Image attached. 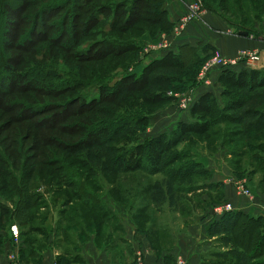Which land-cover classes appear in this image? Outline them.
<instances>
[{"label": "rangeland", "instance_id": "374dc122", "mask_svg": "<svg viewBox=\"0 0 264 264\" xmlns=\"http://www.w3.org/2000/svg\"><path fill=\"white\" fill-rule=\"evenodd\" d=\"M13 1L18 2L20 0ZM52 1L57 0H31V7L27 10V13L32 18L21 26V30L17 32V39H14L13 36L12 38L9 37L10 41H18L20 37L26 35V31H29L33 18L41 14L42 20L40 22L47 24V27L43 25V38H48V40H41L34 47H31L33 40H35L34 34H31L33 40L22 45L30 49L28 52L16 46L10 47L5 43L6 35L2 33H4L3 28L6 18L4 20L0 17V231L4 234L11 224L17 223L19 225L20 236L13 249L19 251L24 264L38 263L34 259H31L33 261L24 259L23 256L27 257L29 252L33 251L37 240L44 241V239H47V223L55 228L59 226V222L67 223L69 222L68 217L73 216L75 219L81 218L85 224L93 225L91 229L117 231L119 217L115 216V211L112 209L114 203L123 210L121 212H127L131 206L136 207V209L138 207L133 214L134 217L132 216L133 222L138 225L140 230L149 234L152 242L164 244L167 241L165 240L166 236L163 235L164 229L169 230L171 233L174 230L177 232L182 222L190 223L192 221L191 216L204 208L205 204L201 199L202 193L196 191L194 187L201 185V188H204V183L209 179L208 175L204 174H211L213 172L211 168L220 169L223 173L228 171L235 179L244 178L245 176L250 178L255 170L264 169L261 160L264 158V140L254 139L252 142H247V146L243 148L245 154L240 156L241 159H238L239 156L233 154V152L241 149L240 146L245 142L243 140L239 141V138L228 136L229 128L234 129L235 125L220 124L214 128L216 131L218 130V134L208 135V141H201L205 134L198 137L190 136L192 139L194 137L197 140L195 144L188 136L182 138L175 145V148L167 154L170 159L173 157L178 159L174 164L165 168L163 170L165 172L151 174L136 170L128 173H114L110 176H99L96 179L92 176L89 179L90 174H88L87 168L81 165L79 154L71 155L69 152H64L55 147L57 146L56 143L62 141L69 143L71 139L77 142L85 135L84 129L96 130V127L101 123L103 127H107L105 132L102 133L109 135L108 133H111L118 125H121L118 130L123 131L126 125L121 123H125V121L139 122L141 130L138 134L141 135L149 126V123L145 125V121H141L142 117L147 119L154 117L155 119L161 111L170 108L171 105L174 107L176 103L178 105V98L173 93L193 94L202 86L212 87L214 90H212V94L216 97L219 106L223 107V101L227 99L224 92L233 89L231 83L235 81V77L229 78L231 83L227 82L228 78H224L222 82L219 80L220 85L218 84V86H216V83L213 84V80L217 82V78H211L209 85L200 83L198 71L212 57V54L218 51H210L202 44H198L193 49L189 47L188 51L191 49L189 55L186 53L187 50H183V53H186V56H184L186 58L184 59L186 62L185 68H182L184 66L177 68L172 66L174 69L171 73L175 77L176 83L184 80L188 81V88L185 86L186 89L180 90L169 86L161 89L160 92H152L144 87L148 80V73H144L145 68L155 59L163 57L157 56L163 53L144 54L145 44L140 47L139 51L125 53L122 56L111 55L105 59L79 62L75 58L77 56L74 57V51L87 47L96 41H104V39L106 41L108 38L116 36L118 39L130 40L132 37L148 33L146 29L151 30L149 33L151 36L170 34L172 30L159 32L156 30L157 28H152L153 26L148 19L153 11L150 10L148 4L142 3L143 6H139L135 14L136 17L131 18L132 21L129 26L133 24L130 30L124 34L117 30L101 32L100 29L105 21L104 19L95 28L89 30L87 37L78 34V37L72 40L70 20L65 28L66 35H63L64 37L61 40L59 39L60 42L70 47V49L65 50L61 44H56L51 39H56V36L61 35L59 34V29L62 27L61 21L66 17L67 10H73L72 4L62 6L57 10H40L44 3L48 4ZM103 1L119 0H98L88 7L93 8ZM219 1L204 0L203 2L207 9V7L217 8ZM239 2L242 3L240 8H237L236 3L233 7L234 12L238 15L237 17L231 15L229 11H225L224 14L232 21L239 22L245 19L248 21L246 23L250 24L249 27L257 30L264 29V0H239ZM126 7L130 9L128 5ZM119 9L121 11L119 26H121L126 17L123 9L126 8L119 7ZM112 13H106V19H110ZM71 16L70 14L69 18ZM137 16L140 17L139 19L146 20L135 21L134 19H137ZM10 17L16 19L12 14ZM65 24L66 22L63 24L64 27ZM79 28L80 26L77 27V30ZM234 29L240 31L246 28L241 27L240 29L235 25ZM73 41H76L77 44L75 45L77 46H74ZM198 51L200 53H197ZM2 62H6V64H1ZM169 63L173 64L174 62ZM25 73H28V79L35 80L39 78L38 82L35 80L34 85L28 87V84L23 82ZM30 73L33 78H30ZM219 74L221 75L222 72ZM125 77H129L132 82L139 81L138 85L135 84L134 86L137 89L140 86L142 87L131 94L121 95L117 86ZM71 81H74L73 85ZM101 81L104 83L101 84ZM35 85V89H32ZM63 90L64 92H62ZM166 93L169 95L168 97L171 96L172 98H166ZM101 98H105L103 104L96 105L92 109L90 106L94 102L100 101ZM71 99H75L76 103L70 106L67 103ZM40 104L49 107L42 113L43 110L41 109L43 108L37 107ZM100 109L103 112L99 113ZM203 114L197 113L193 115V119L199 118ZM32 123L38 125L45 123L47 125V128H43L41 131L42 137L47 139L44 140V144L36 141L34 131L33 136H30L32 130L28 126ZM53 125H56L59 130L50 127ZM176 127L174 126L173 129ZM135 133L133 128H129L122 136L115 139L114 145L121 147L124 150L123 152H127L128 156H133V163L144 168L151 163L156 153L155 151L152 152V144L149 141L139 145L140 142L133 139ZM35 155L38 156L34 158ZM208 157L214 160L212 166H210L211 162L208 161ZM201 160L208 163V166H205L207 164H204ZM199 161H201L200 166L192 169L191 177L182 176L175 181L181 202L173 207H170L169 203H165L156 208L150 200L147 187L157 180H163L166 174L172 173L177 167L184 165L187 167L189 162ZM45 162H54V165L48 166L44 164ZM27 171L33 175L32 181H29L27 187L28 192L20 181ZM13 177H16V179H12ZM260 177H262L261 174ZM72 181H77L78 186L70 187ZM16 186L17 193L14 191ZM211 187L209 188L211 189ZM210 189L207 191H210ZM78 191L83 195L89 194L88 191H92V197L95 198L92 200H96L98 205L97 212H92V215L82 202L77 201L73 193ZM18 193H22V195L19 196ZM36 193H40L42 197L41 200L37 199V204L28 211V219L18 218L15 209L16 203L21 199L20 197L27 198L29 194L34 195ZM208 193L214 202H222L221 190L216 189ZM29 198L32 199L33 197ZM66 201H70L65 208L68 212L66 216L64 214L61 217L60 210L64 208ZM141 209H144L145 213L139 216ZM70 224L74 225V221H70ZM35 229L46 230V232L37 234L40 230ZM24 231L27 232L24 234ZM26 234H30L28 242L24 241ZM41 234L43 235L41 236ZM55 234V231H53L52 235L51 233L49 235L55 238ZM4 239L6 238L0 235L2 242ZM82 239L84 238L82 237ZM53 247L55 249V245ZM55 264H57V260ZM134 264H136V256L134 257ZM222 264L235 263L228 261ZM254 264H264V256L254 261Z\"/></svg>", "mask_w": 264, "mask_h": 264}, {"label": "trees", "instance_id": "16d2710c", "mask_svg": "<svg viewBox=\"0 0 264 264\" xmlns=\"http://www.w3.org/2000/svg\"><path fill=\"white\" fill-rule=\"evenodd\" d=\"M71 1L57 0V1H52L48 4L44 3V5H42L40 9V10H44V9L57 10L60 9L62 6L65 7L66 5L67 6L70 5V3L72 4L73 10L70 9L67 10L66 17L61 21L62 27L59 29V34L61 35L58 37L56 36L55 37L56 39H51L52 42H55L56 44L59 45L61 44L62 48L65 50L70 49V47L67 46L65 43L60 42V40L62 39V37H64L63 35H66L65 28L67 22L69 23L70 20H71L70 31L73 34V37L71 38L72 40L78 37V34L87 37V34H89L88 33L89 30L95 28V26L99 25V23H101L104 19L105 21L103 22V25L100 29L101 32L117 30L120 33L124 34L130 30V27L133 23L130 26L129 23L132 21L131 18L136 17L135 14L139 9V6L142 5V3H145L148 4L150 10L153 11V13L150 14V18L148 19L151 25L153 26L152 28L158 29L160 27L166 29L168 25L165 12L161 9L163 0H143V2L142 0L103 1L101 4L95 5L93 8H89L88 6H90V4H93V2H96L98 0H71ZM212 1H216V0H212ZM235 3L237 4V8H240L242 6V3H240L239 0H220L217 5L218 6L217 8L216 7L210 8L207 6L206 7L207 9H212L220 13L224 17H226L228 22L233 26L236 25L240 27V29L241 27L246 28L245 30L241 29L240 31H237L240 34L249 35L251 32H255L257 29L249 27L250 24L246 23L248 22L247 20L242 19L239 22L232 21L227 15L224 14L225 11H229L231 15L237 17L238 16L237 13L234 12L233 10ZM126 4L129 6L130 9H127ZM30 7H31V0H20L18 2H14L13 0H0V17L4 18V20L6 18L5 25L3 28L4 33H2L3 35H6L5 43L10 47H15V46L19 47L21 50H24L26 52L30 51V49L27 46H22V45L27 44V42L33 40L31 34H34V39H35L33 40L32 42L33 44L31 47H34L35 44L41 40H48V38H43V34H42L44 32L43 25L47 27V24L40 22V20H42L40 14L35 18H33V20L31 21V27L29 31H26L25 33L26 35L20 37L18 41H10L9 39L10 36L11 38L13 36L14 39L18 38L17 32L21 30L20 29L22 28L21 26L24 23H27L28 20L32 18L27 13V10ZM119 7L126 8L123 9L125 10L123 12L126 15V17L124 23H122L121 26H119L121 19L120 18L121 11ZM110 12H113L112 13L113 15L111 16L110 19H106L105 14ZM11 14L14 15L16 19H14L13 17L11 18L10 17ZM70 14L72 15L71 18H69ZM139 18L140 17L137 16V19L134 20L135 21L146 20ZM65 22L66 24L64 27L63 24ZM173 25H168V26L171 27L172 29ZM78 26H80V28L77 30ZM146 32H151V30L146 29ZM140 37L141 36L139 35L132 37L130 40L129 39L125 40L121 38L118 39L116 36L114 38H108V40L106 41L105 39L104 41L99 40L96 41L95 43L89 44L87 47H82L79 48L77 51H74V57L77 56L75 58L79 62H89L91 60L105 59L111 55L122 56L125 53H130L132 51H139L140 47L143 45V43L139 40ZM155 37L154 39H156ZM72 43L74 44V46H77L75 45L77 44L76 41H73ZM189 47L193 49V47L189 45L181 46L179 47L180 52L176 53V51H174L175 49L171 51H167L166 53H163L164 55L162 54L163 57L157 58L154 61H152L145 68L144 71V73L146 74L148 73V80L147 83H145L144 87L148 88L152 92H160L161 89L167 88L169 86H172L177 90L186 89L185 86H187L188 88V81L184 80L182 82L176 83L175 77L172 75L171 72L174 69L172 66L177 68L179 66L182 67L186 65V62L184 60L186 58L184 56H186L185 55L186 53H188V55L190 54L189 51L191 49L188 51ZM184 49L187 50L186 53H183ZM197 53H200V51H198ZM1 60L4 61L3 59ZM169 62H174V63L172 64ZM1 64H6V62H2ZM182 68H185V66ZM31 77L33 78V76L30 73V78ZM232 77L233 78L235 77V81L231 83L230 81L231 79L229 78ZM224 78H228L227 82L233 85V89H228L227 91L224 92V95L227 96V99L223 101L224 102L223 107L219 106V103L216 97H214V95L212 94L213 93L212 91L205 92L201 94L199 98L196 99V101H194L195 103L191 107L192 116L197 113H204V114L199 118L194 119L193 121L178 122L176 125L177 127L175 126L176 127L175 129H173L172 131L170 130L171 133H169L170 131L163 132L157 136L151 137L149 139L144 140L143 142H140V135L138 134V132L139 130H141L140 127L141 125L139 122L131 123L130 121H125V123L124 122L121 123L123 125H126L123 131L118 130L119 129L118 127L119 126L121 127V125H118L116 129L114 128V130L111 133H108L109 135L102 133L103 131L105 132L107 127H103L101 123V125L96 127V130L84 129L85 135L81 137V139L78 140L77 142H75L73 139H71V142L69 143H64L65 141H62L56 143L57 146L55 147L63 150L64 152H69L71 155L79 154V157L81 158L80 160L81 165L87 168L88 174H90L88 177L89 179L92 176H94L93 178L96 179L99 176H110L111 174L114 173H128L136 170L138 171L142 170L152 174L156 172H165L163 171L165 168L176 162L178 158L176 159V157H173L170 159L167 154L171 152V149L175 148V145H177L182 138L188 136L190 140H193V144H195L197 140L194 137H198L205 134V137H202L201 141H208V137H207L208 135L218 134V130L216 131L214 129L216 125L233 124L235 125V127L234 129L229 128L228 136L239 138L238 139L239 141L243 140L245 142L242 146H240L241 149H237L236 151L233 152V154L235 153L237 156H239L238 159H241L240 156L245 154L243 148L247 146L246 144L247 142H252L254 139L264 140V71L256 70V69L252 70L247 67H243V69L239 72H237V69H229L222 72V74L219 76L220 82H222ZM23 80H24L23 82L27 83L28 87H30L34 85L35 80L38 82L39 78H36L35 80L28 79V73H25V76H23ZM71 82L73 85L74 81ZM138 82L139 81L132 82L130 81L129 77H125L122 79V81L119 82L117 89H119L121 95L131 94L133 91H138L142 87L140 86L139 89L134 87L135 84L138 85ZM102 83L104 82L101 81V84ZM35 87L36 85L32 89H35ZM62 92H64V90ZM168 96L169 95H167L166 93V98L169 99L172 98L171 96H170L171 98ZM105 98H101L100 101H97V103L94 102V104L90 107H92L93 109L94 106L96 105L100 106V104H103ZM74 103H76V100L71 99L68 101L67 104L71 106ZM37 107L43 108L41 109L43 110L42 111L43 113L44 110L45 109L47 110V107L49 106L40 104L37 105ZM97 111H99V109H97ZM101 112H103V110H101L99 113ZM141 121L142 122L145 121L144 124L146 125V123H149L150 119L149 118L147 119L146 117H142ZM50 127L54 129H58L56 125ZM28 128L32 130L30 136L31 135L33 136V131H34L36 141H40L42 144H44L45 142L44 140L47 139L42 137L41 131L43 128H47V125L45 123L41 125H38L37 123H32L31 125L28 126ZM129 128H133V130H135L136 133L133 139L136 140L137 142L139 141L140 142L139 145L149 141V143L152 144V148H153L152 152L155 151L156 153L151 163L144 168L140 167L139 164L133 163L132 161L133 156L132 157L128 156L127 152L126 153L123 152L124 150L121 147L114 145L115 139L117 137L122 136L125 132H127V130H129ZM190 136H194L193 139ZM258 146L259 144L257 145V147ZM37 156L38 155H35L34 158H36ZM261 160H262V165H264V158H262ZM200 162L201 161L189 162L187 167H185V165L177 167V169L172 173L166 174V177L163 180H157L154 183H152L150 186H148L147 192L154 206L158 208L165 203H169L170 207L178 205V203L181 202V198L178 196L179 191L177 186L175 185V181L179 180L182 176L191 177L192 169H194V167L200 166ZM44 164L45 165L47 164L48 166H53L54 162H49V163L45 162ZM262 170L264 169L262 168ZM27 172L26 174H23L20 181L28 192L27 187L29 181H32L33 175L30 174L29 171ZM204 175H210V174L208 173ZM12 179L15 180L16 177H13ZM77 184H78L77 181H72L69 186L73 188L78 186ZM220 184L222 185L223 182ZM220 184L217 186H220ZM200 186L201 185H196L194 188H198ZM208 186L217 187L215 185H208ZM16 190H17V186L14 188L15 192ZM220 190L222 191V187ZM88 192L89 194L83 195L80 194L78 191L73 193V195L77 199V201L82 202L83 205L87 207L89 213L97 212L98 211L97 201L92 200L95 199L94 197H92V193H91L92 191H88ZM20 195H22V193H20L19 196ZM29 197H33V198L30 199ZM41 197L42 195L40 193L38 194L36 193L34 195L29 194L27 198L20 197L21 199H19L18 202L16 203V209H15L17 217L28 219L29 217L28 211L37 204V199L41 200L40 199ZM69 203L70 201H66V203L64 204V208L60 210L61 217H63L64 214L65 216L67 215L68 211L65 208L66 206L69 205ZM105 206L107 205L105 204ZM77 219L81 220V218H77ZM68 220H69L68 222L69 225H73L70 224V221H74L75 224V220L73 216L68 217ZM9 227L7 230H5L4 234L2 233V231H0L1 237L10 234ZM35 230H40V229H35ZM27 231H24V234ZM44 232H46V230L45 231L40 230L38 233L44 234ZM209 232L210 234L218 235L219 237H221L223 243L230 247L228 251L222 254L223 255L232 254L234 258L237 259L238 264H254V261L264 256V218L263 217H250L241 210L228 211L221 214L220 217L212 223ZM29 236L30 234L28 235L26 234L24 236V241L28 242ZM3 242L0 240V246L3 244ZM36 242H38V240ZM34 254H36L34 250L30 251L28 256L27 257L23 256V258L28 260L30 257H33Z\"/></svg>", "mask_w": 264, "mask_h": 264}, {"label": "crops", "instance_id": "0c3cea01", "mask_svg": "<svg viewBox=\"0 0 264 264\" xmlns=\"http://www.w3.org/2000/svg\"><path fill=\"white\" fill-rule=\"evenodd\" d=\"M191 1L163 0L161 9L165 12L168 25H173L180 19L187 11ZM168 25L166 29L159 27L157 31L172 30ZM232 26L227 18L220 13L206 9L202 16L190 23L183 35L177 39L174 51L178 53L181 46L195 47L202 44L210 51L218 50L225 56L234 57L241 49H258L261 51V60L256 66V70L264 71V29L251 32L250 35H244L236 32L237 30ZM149 33L139 38L143 45L154 40L155 36V38L161 36V34L151 36ZM243 67H245L243 64L236 67L237 72L241 71ZM219 75L215 72L211 77L218 79L217 82L213 80V84L216 83V86L220 85ZM212 90V87L208 88L207 86L198 88L194 93V100L196 101L201 94ZM191 107L179 109L176 103L174 107L171 105L170 108L161 111L155 119L151 117L149 126L140 135V142L172 130L180 121H193ZM201 161L207 164L205 166H208V163ZM208 161L211 162L210 166H212L214 160L208 157ZM211 169L213 172L208 175L209 179L204 183L206 186L196 188V191L202 193L201 199L204 201V208L191 216L192 221L190 223L182 222L177 232L174 230L171 233L164 229L163 235L166 236L165 240H167L164 244L152 242L149 234L140 230L138 225L133 222L132 216L138 207L136 209V207L131 206L127 212H121L123 210L112 201L115 216L119 217L117 231L91 229L93 225L85 224L82 220L75 218L74 225L61 221L59 226L53 228L51 224L47 223L48 237L44 241L39 239L35 243L33 250L36 254L29 260H36L38 262L36 264H55L56 260L57 264H134V254L141 249L144 252L146 264H176V255L179 253L188 260V264H222L228 261L238 264L237 259L232 254H222L228 251L230 247L223 243L221 237L209 232L212 223L220 215L215 211V206L219 202H214L208 192L220 190L222 187V202L230 201L235 210H241L250 217L264 218V170H255L250 178L244 177L248 179L252 191L253 196L249 197L236 190L235 177L230 172L225 171L223 173L215 167ZM219 184L220 186H217ZM208 185L217 187L210 189ZM209 189L210 191H207ZM150 204L152 205V203ZM142 213H145L144 209H141L139 216ZM53 231L56 233L55 238L51 237ZM50 233L51 235H49ZM37 234L39 233L37 232ZM4 237L6 239L0 246V264H10L8 252L16 244L10 234ZM54 245L55 249H53Z\"/></svg>", "mask_w": 264, "mask_h": 264}, {"label": "built area", "instance_id": "2783aa9c", "mask_svg": "<svg viewBox=\"0 0 264 264\" xmlns=\"http://www.w3.org/2000/svg\"><path fill=\"white\" fill-rule=\"evenodd\" d=\"M203 1L204 0H192L188 5L187 11L173 25L171 33L162 34L158 38L147 43L145 45L144 54H159L176 49L177 39L183 35L190 23L201 17L205 12L206 8ZM260 60L261 51L258 49H241L234 57H228L223 55L220 51H215L212 57L202 65L198 74V80L204 85H209L211 83L212 74L215 72L221 73L229 69H236V67L241 64L247 68L256 69ZM173 95L178 98L177 102L180 109H188L194 102V93L182 94L180 92H175ZM234 185L240 194L249 197L253 196L247 178L235 179ZM232 210H235V207L230 201H224L215 206V211L219 215ZM9 233L15 242H18L20 236L19 225L17 223L11 224ZM135 256L136 264H146L145 255L141 249L136 251ZM8 259L10 264H24L17 249H12L8 252ZM176 264H188V260L183 254L179 253L176 255Z\"/></svg>", "mask_w": 264, "mask_h": 264}]
</instances>
